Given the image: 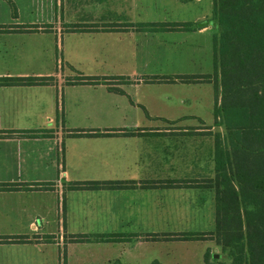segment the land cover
Returning <instances> with one entry per match:
<instances>
[{"label":"crops","instance_id":"1","mask_svg":"<svg viewBox=\"0 0 264 264\" xmlns=\"http://www.w3.org/2000/svg\"><path fill=\"white\" fill-rule=\"evenodd\" d=\"M212 5L0 0V78L48 79L0 85V237L28 239L0 243V264H70L77 247L84 249L74 262L83 255L90 264H206L205 253L213 264L230 262L213 240L178 239L214 230V216L198 217L205 195L214 196L204 187L213 147L200 140L209 131L201 105L206 94L213 107L214 85L178 78L213 73ZM59 52L78 78L106 80L70 84L53 69ZM100 71L117 72L91 74ZM75 130L112 136L72 137ZM94 182L123 186L74 188ZM72 235L113 238L74 242ZM12 248L25 260H4Z\"/></svg>","mask_w":264,"mask_h":264},{"label":"trees","instance_id":"2","mask_svg":"<svg viewBox=\"0 0 264 264\" xmlns=\"http://www.w3.org/2000/svg\"><path fill=\"white\" fill-rule=\"evenodd\" d=\"M213 73L184 75V82L214 85V125L225 136L213 137V177L205 188L213 191L214 230L182 233L179 240H213L230 262L217 264H264V0H213ZM195 24H182L188 30ZM151 28L163 25L151 24ZM178 26V25H173ZM211 79V80H210ZM44 77L0 78V85H41ZM106 78L80 77L70 84L94 85ZM151 80H168L153 77ZM116 92H121L115 89ZM130 131L123 136H134ZM114 135V134H113ZM40 136H50L41 133ZM72 137H104L110 133L75 130ZM117 182H94L74 188H116ZM172 186V185H170ZM108 235H72L74 242L106 241ZM27 237H0V243H25ZM204 254V262L209 261ZM151 264H160L156 261Z\"/></svg>","mask_w":264,"mask_h":264},{"label":"rangeland","instance_id":"3","mask_svg":"<svg viewBox=\"0 0 264 264\" xmlns=\"http://www.w3.org/2000/svg\"><path fill=\"white\" fill-rule=\"evenodd\" d=\"M57 58H59V61L57 62V64H55L54 62V67L53 69H55V65L57 66V71L59 73H63L64 74V77L66 80H70V79H73V80H76L78 79V73L77 72H73L72 70H69L67 69L66 65L64 64L63 66V63H61V53L59 52L56 56ZM56 59V58H55ZM57 60V59H56ZM55 61V60H54ZM67 70H66V69ZM63 71V72H62ZM92 72H95V71H92ZM101 73H91V74H104V73H113V72H117V71H100ZM120 72H124V71H120ZM129 72V71H128ZM84 74H87L84 72ZM206 88V87H205ZM210 91H211V94L213 92V88L212 87H209ZM206 90L208 91V88H206ZM206 93V92H205ZM203 104L201 105V109H200V113H201V116H203V120L204 122H206L207 124L209 125H206L209 127V131H205V132H202V138L200 139L201 140V147H213V137L212 135H210L209 133L213 134V133H220L223 137L225 136V130L223 127H216L214 125V115H213V107H212V100L211 99V103L207 102V95L204 94V98H203ZM187 123H191L190 121H188ZM206 126H203L204 129H207ZM212 128V129H211ZM211 129V130H210ZM190 139V138H188ZM167 141L169 142L170 139L167 138V139H162V141ZM158 141H161L159 139H155V138H151L150 139V144H156ZM198 142V140H197ZM206 175V174H204ZM203 212H201L198 217L200 218H204L207 216L208 213H210L211 217L214 216V200H213V197L211 198V196H208V195H205L204 197V208H203ZM210 226V225H209ZM182 227V226H181ZM198 228H201V227H198ZM203 228H207L206 226H203ZM212 228V227H210ZM84 248H80V247H77L75 249V253H73L72 257H73V260L71 261L70 264H90L91 261H93L94 259L90 258V257H85L83 255H80L79 256V260L78 261H75L74 262V259H75V256L78 254L79 250H82ZM53 254H56L60 251V253H63L64 251V248L63 247H56V246H53L51 248ZM10 254L14 253L15 255L12 254V256L10 258H5L4 260H14V259H20L21 260H25L24 257H21L19 254H20V250H16L15 248H12L10 249ZM87 252V250H86ZM18 257V258H16ZM53 257H55L53 255ZM2 259H3V256H2ZM37 260H39V258H36ZM62 260V259H61ZM50 264V263H49ZM53 264H60L58 262V260L56 259L55 260V263Z\"/></svg>","mask_w":264,"mask_h":264}]
</instances>
